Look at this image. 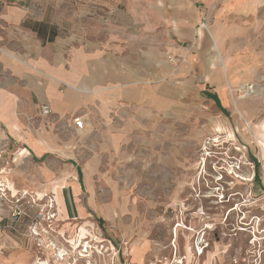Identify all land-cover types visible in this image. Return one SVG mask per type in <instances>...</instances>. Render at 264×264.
Instances as JSON below:
<instances>
[{
    "label": "rangeland",
    "instance_id": "1",
    "mask_svg": "<svg viewBox=\"0 0 264 264\" xmlns=\"http://www.w3.org/2000/svg\"><path fill=\"white\" fill-rule=\"evenodd\" d=\"M229 28L224 50L211 43L214 50L193 61L194 72L174 80L171 102H122L107 108L91 130L75 131L72 146L58 158L81 170L82 215L45 220L41 228L51 229L42 232L44 243L68 248L65 240L82 227L97 238H87L93 263L132 264L126 250L133 252L130 245L139 241L147 244L142 264H160L170 256V228L180 219L195 229L211 226L199 264H264V34L243 33L241 24ZM206 89L219 92V106L203 94ZM216 124L222 129L216 131ZM7 196L0 208L9 212L15 197ZM42 202L27 206L23 200L21 230ZM15 235L0 232V262L22 254L43 257L33 240ZM192 237L178 228L180 252ZM216 248L220 252L205 262Z\"/></svg>",
    "mask_w": 264,
    "mask_h": 264
},
{
    "label": "crops",
    "instance_id": "2",
    "mask_svg": "<svg viewBox=\"0 0 264 264\" xmlns=\"http://www.w3.org/2000/svg\"><path fill=\"white\" fill-rule=\"evenodd\" d=\"M240 24L243 33L264 34V0H0L2 200L17 194L8 180L39 199L58 195L62 219L81 216V170L58 158L75 131L91 130L122 102H171L174 80L194 72L193 61L214 50L212 40L224 50L229 26ZM203 94L219 106L217 90ZM43 104L50 114H41ZM75 116L82 117L80 130ZM22 148L25 156H17ZM7 212L0 208V227ZM146 247L130 245L132 264L143 263ZM25 255L0 264H32L35 256Z\"/></svg>",
    "mask_w": 264,
    "mask_h": 264
},
{
    "label": "built area",
    "instance_id": "3",
    "mask_svg": "<svg viewBox=\"0 0 264 264\" xmlns=\"http://www.w3.org/2000/svg\"><path fill=\"white\" fill-rule=\"evenodd\" d=\"M40 110L42 115L50 114V108L47 104L41 105ZM73 125L77 130H80L83 127L82 117L75 116L73 118ZM25 150H26L25 148H22L20 149V152ZM14 159L15 157L12 156V158L9 159V161H5V165L7 166L10 162H13ZM0 187H4V183H1ZM4 192L5 190H0L1 199H5ZM41 199L43 200V202L42 204L38 205V207L40 206V208H38V210L36 211L35 215L32 217L29 224L26 225L25 230L24 229L21 230L20 229L21 221L27 215L23 205V200L25 201L27 206L28 204L32 206L33 204H36L38 201H41ZM41 199L37 198L36 195L31 196L27 194L25 191H22V197H15L13 200L10 201L11 205L9 206L8 215L2 219L3 223L0 228L2 230H9L16 235L18 234L21 236H25L34 241L35 247L37 248L38 251L41 252L43 257H41V255L40 256L36 255L32 264H96L86 258L77 259L74 256L73 258H67L66 256H68L70 252L69 245L68 248L65 247L61 248V247H57L52 241H49V244L43 242L41 238L42 232H47L51 228L42 229L41 224L45 223V220L49 221L50 223L52 221H55V219L57 218V203L52 193L43 194ZM184 227L186 231L189 232L193 231V237L191 239V242L189 243L191 258L189 259L187 257V252L179 251L176 243L177 237L175 236V233H173L172 238L168 243V247L170 249V256L166 261L167 264H199V258L203 256L206 251V248L208 246V238H209L208 232L210 231L211 226H208L207 223H204V225L198 229H195L189 224H184ZM62 238L64 237L62 236ZM87 240L88 239H85V241H82V243L86 242ZM65 241H68V239ZM82 243H80L79 248L81 247L80 249L84 250L85 244ZM45 249L47 250V252H50V256L44 255L42 251H44ZM61 249H65L67 254H62L60 251ZM117 252L119 251L117 250ZM108 264H115V262L113 260H110Z\"/></svg>",
    "mask_w": 264,
    "mask_h": 264
},
{
    "label": "bare ground",
    "instance_id": "4",
    "mask_svg": "<svg viewBox=\"0 0 264 264\" xmlns=\"http://www.w3.org/2000/svg\"><path fill=\"white\" fill-rule=\"evenodd\" d=\"M205 29V28H204ZM202 30H203V28H202ZM209 35V34H208ZM213 41V45H214V48L216 49L217 48V46H215L216 45V42H215V40H212ZM220 55V54H219ZM248 88H250V87H248V86H246L245 88H243V90L244 91H247V89ZM8 117V116H7ZM12 121H14V120H12ZM10 123H13V122H10ZM18 123V122H17ZM12 125V124H11ZM222 125V124H221ZM220 124L218 125V124H216L214 127H215V130L216 131H218V130H221L222 129V126H221ZM20 126V125H19ZM19 126L17 125V124H13V127H14V129H20L19 128ZM225 128V127H224ZM233 135V134H232ZM22 136V135H21ZM216 137V136H215ZM26 153V151H22V152H20V149L17 151V156H20V157H22V156H25L24 154ZM208 154V153H207ZM18 162V161H17ZM241 179L242 180H249L247 177H243V176H241ZM8 184V183H7ZM9 186L8 187H10V184H8ZM12 186V185H11ZM13 187V186H12ZM11 189V188H10ZM11 190H14V189H11ZM14 192H16V191H14ZM56 197H57V199H56V201H57V210H58V214H57V218H59V217H61L62 218V216H61V214H60V212H61V209H62V207L59 205L60 204V202H59V198H58V195H55ZM207 197H209V196H207ZM214 203H216V202H214ZM181 204V207L184 209V210H186V207H185V205L181 202L180 203ZM200 214H203L204 212H203V209L201 208L200 209ZM208 226H210L209 224H207ZM178 228H183V229H185V227H184V222L182 221H180V219H178V221H176L175 223H174V226H173V229H172V226H171V228H170V234H171V238H172V235H173V233H175V236L177 237V230H178ZM63 229H61V230H59L58 231V234H63ZM192 233H193V231H191ZM89 232H87L84 228H80V230H79V232L78 233H76V234H73V236H72V238H70L69 240H68V242H69V245H70V252H72V253H74L75 255H76V258L77 259H87L88 258V255H91L90 254V250L92 249V245H90L89 244V240L88 241H86V242H83V244H85V249L84 250H82V249H80L79 248V246H80V243H82V241H84V239H87L88 237H90L91 239H92V241H94L95 239H97L94 235H92V234H90ZM187 234V233H186ZM76 235V236H75ZM191 236H192V234H191ZM170 238V239H171ZM264 239V238H263ZM256 240H257V238H255L253 241L254 242H256ZM92 241H90V242H92ZM189 241V240H188ZM187 240H186V242H188ZM61 251V253L62 254H67V252L65 251V249H61L60 250ZM186 251H187V257L190 259L191 258V252H190V246H189V243L187 244V246H186ZM185 251V252H186ZM262 251H264V250H262ZM262 251H259V252H262ZM224 252V251H223ZM92 253V252H91ZM209 253H210V255H208V258L210 259V258H213V256H215L216 255V253H217V248L215 249V250H211V251H209ZM74 255V256H75ZM75 258V259H76ZM157 260V259H156ZM167 260V259H166ZM160 264H163V261H158ZM151 264H154V262H152ZM257 264V263H256Z\"/></svg>",
    "mask_w": 264,
    "mask_h": 264
}]
</instances>
